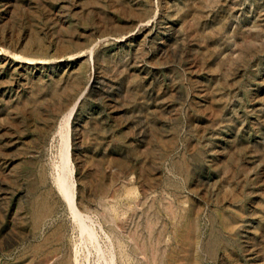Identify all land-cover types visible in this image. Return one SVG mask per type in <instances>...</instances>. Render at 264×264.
Returning <instances> with one entry per match:
<instances>
[{"label": "rangeland", "instance_id": "obj_1", "mask_svg": "<svg viewBox=\"0 0 264 264\" xmlns=\"http://www.w3.org/2000/svg\"><path fill=\"white\" fill-rule=\"evenodd\" d=\"M0 264H264V0H0Z\"/></svg>", "mask_w": 264, "mask_h": 264}]
</instances>
